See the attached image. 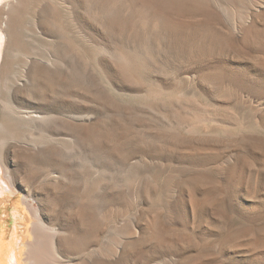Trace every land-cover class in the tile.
<instances>
[{"label": "rangeland", "instance_id": "374dc122", "mask_svg": "<svg viewBox=\"0 0 264 264\" xmlns=\"http://www.w3.org/2000/svg\"><path fill=\"white\" fill-rule=\"evenodd\" d=\"M107 3L104 24L97 0L0 6L11 264H30L37 212L85 254L119 232L99 264H264V0ZM81 113L88 151L67 129Z\"/></svg>", "mask_w": 264, "mask_h": 264}, {"label": "bare ground", "instance_id": "6f19581e", "mask_svg": "<svg viewBox=\"0 0 264 264\" xmlns=\"http://www.w3.org/2000/svg\"><path fill=\"white\" fill-rule=\"evenodd\" d=\"M6 2H7V0H0V6L4 5ZM55 2H56V0H55ZM56 5H57V3H56ZM47 6L49 7V5H47ZM97 7H98V11H99L100 18H101L100 21H101V23L104 24V22L106 21L105 17L107 16V11H109L107 0H97ZM97 17L99 19V15ZM2 31H5V30H3L1 28V25H0V60H1V47H2V42L4 40V35H3ZM70 71H71V69H70ZM22 116H24V114ZM19 117H21V116H19ZM38 117H40V116H38ZM42 117L43 116H41V118ZM79 117H80L79 119L81 120V122L79 124H75V125L74 124H68L67 129L73 134L74 143L76 145H79L83 150L88 151L89 148L91 147L92 142H93L92 134L88 130V123L90 121L89 120L90 118L87 116V114L83 115V116L79 115ZM56 118H57L56 116H52V114H51V116H49V117L46 116L45 118H42V119L55 121ZM74 118H76V117H74ZM72 120H74V119H72ZM4 133L9 134L10 130L5 124H1L0 125V149H1V147L9 146V143L11 141V136L10 135H8L9 137L4 136ZM43 138H45V137H43ZM32 141L34 143V148L36 150L38 149L41 151V148L43 147L41 145V143L43 144L42 139H40L39 137H37V138L32 137ZM2 151L3 150H1V153H2ZM55 173L56 172H53V175H56ZM7 174L9 176V178L11 180H13L12 172L9 169H8ZM62 177H65V179L68 178V177H66V175H63ZM53 178L58 180L57 176H53ZM59 178H60V176H59ZM68 179H70V178H68ZM193 205H194V207L195 206L198 207V204L195 201H194ZM92 214L93 213H92V210L90 208L81 214V218L83 221H86V220L91 221ZM36 217L38 219V222L36 223V228H35L36 241H35V243L30 244V251H29V258H28V260L30 261V264H99L98 262H103V261L109 262V254L111 256L113 254H115L114 257H117L120 250L122 249L121 248L123 245L122 235L118 232L116 234V238H114L112 240V243L110 244L109 247H101L100 244H98L97 248L93 249L90 254H85L83 252V249H84V247L87 246V242H78V241H76L75 238L72 237L71 234L64 236L65 232L62 234L61 230H59L58 228L49 227L45 221V218H44L42 212H37ZM136 231L137 230H134V232L131 233L132 238H136V236L138 234ZM149 237L153 238V235L151 234V235L147 236L146 238L148 239ZM89 239L90 240L88 241V243H95L98 241V237L95 235V229L92 232H90ZM15 244H16L15 240H12V241L6 243L0 238V264H11V258H12V256L14 257L16 254V248H15L16 245ZM77 255H79V257H76Z\"/></svg>", "mask_w": 264, "mask_h": 264}, {"label": "snow or ice", "instance_id": "6c2138e0", "mask_svg": "<svg viewBox=\"0 0 264 264\" xmlns=\"http://www.w3.org/2000/svg\"><path fill=\"white\" fill-rule=\"evenodd\" d=\"M3 182L2 181H0V184H2Z\"/></svg>", "mask_w": 264, "mask_h": 264}]
</instances>
